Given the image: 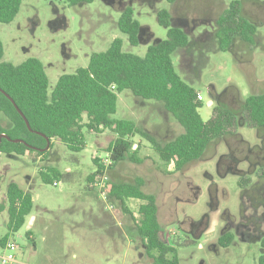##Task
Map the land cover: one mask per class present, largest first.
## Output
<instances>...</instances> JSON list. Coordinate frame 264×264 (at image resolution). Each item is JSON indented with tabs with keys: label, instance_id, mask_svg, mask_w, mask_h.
Segmentation results:
<instances>
[{
	"label": "rangeland",
	"instance_id": "rangeland-1",
	"mask_svg": "<svg viewBox=\"0 0 264 264\" xmlns=\"http://www.w3.org/2000/svg\"><path fill=\"white\" fill-rule=\"evenodd\" d=\"M232 1L178 0L170 5L165 0H93L71 6L68 0H22L13 21L0 23L1 62L18 65L28 58L38 59L47 75L50 95L60 76L86 68L90 56L104 52L115 38L124 41L123 51L143 57L148 46L166 39L167 29L157 22L159 10H168L174 25L192 40L205 41L212 39L215 21ZM243 5V15L256 23L263 5ZM126 7L132 8L134 19L144 28L136 47L129 46L117 28ZM256 37L259 44L250 60L244 51L235 56L230 50L207 48L202 49L201 58L194 51L182 49L172 55L176 72L202 97L198 113L204 122L212 118L216 106L211 91L219 95L234 87L242 100L264 93V18L260 19ZM111 118L133 121L140 132L157 143L183 132L160 103L139 99L128 90L118 94L117 111ZM245 119V125L234 129L251 146L259 144L247 115ZM82 133L84 147L78 152L54 141L44 157L0 155V202L6 204L7 186L14 182L30 191L33 203L24 225L15 233L7 230L6 211L0 213V239L9 234L8 240L15 245L12 249L0 246V264L2 259L8 260L7 264H152L120 205L108 200L106 194L102 196L100 189L87 181L96 169L92 159L106 164L107 147L116 134L110 130L94 133L87 128ZM131 141L140 162H123L107 173V179L143 181V190L156 198L162 239L174 247L179 264H257L259 245L242 236L245 231H253L244 227L240 215V178L231 173L222 176L218 170L219 157L227 153L224 143L217 146L210 160L193 162L182 172H175L173 164L160 160L146 137L139 133ZM47 167L63 176L55 179V187L42 181L41 172ZM238 168L246 170L247 163ZM261 172L249 176L251 183ZM139 204L134 199L125 202L134 216ZM261 212L264 210L257 215ZM225 214L231 218L226 219ZM252 214L247 204L246 215ZM224 229L235 235L226 248L217 244Z\"/></svg>",
	"mask_w": 264,
	"mask_h": 264
},
{
	"label": "trees",
	"instance_id": "trees-1",
	"mask_svg": "<svg viewBox=\"0 0 264 264\" xmlns=\"http://www.w3.org/2000/svg\"><path fill=\"white\" fill-rule=\"evenodd\" d=\"M21 1L0 0L1 24L13 21ZM165 1L174 5L178 0ZM92 2L93 0H68L71 6ZM248 2H255L258 7L263 5L256 23L243 15V4ZM156 16L158 24L167 29V36L148 46L143 57L123 51L124 41L115 38L104 52L90 56L86 68H78L72 74L60 76L50 95L42 63L36 58H28L18 65L1 62L3 46L0 41V135L8 137L0 141V155L17 157L36 154L44 157L49 155L54 141L78 152L84 147V128L94 133L110 130L116 134V139L107 147L111 163L106 168V173L114 171L125 161L140 162L136 150L132 151L131 141L139 133L150 141L164 164H173L175 172H182L193 162L210 160L216 155L217 146L224 143L227 153L219 157L218 170L222 176L231 173L240 178V215L244 227L253 231L251 234L248 231L241 234L250 243L259 245L257 264H264V212L257 215L259 210H264V93L250 95L242 100L234 87H228L219 95L211 91L216 106L212 118L204 122L198 113L202 101L197 100V92L176 72L172 60V55L178 49L194 51L201 58L202 49L205 48L211 51L230 50L235 56L244 51L249 57L247 60H250L253 48L259 44L256 32L260 19L264 18V1H232L215 21L212 39L205 41L192 40L188 33L174 25L168 10L161 9ZM117 28L126 36L129 46L136 47L141 43L144 28L134 19L131 7H126L121 12ZM125 90L139 99L160 103L165 112L182 127L183 132L170 140L157 143L146 133L140 132L133 121L112 119L117 111L118 94ZM4 93L21 111L31 131ZM245 115L250 127L255 129L259 144L251 146L234 129L242 123L245 125ZM47 141L48 150L41 151L46 147ZM92 161L96 169L88 176L87 181L94 187L103 175L105 165L97 158ZM243 162L247 163L246 170L238 168ZM258 170L262 171L261 175L255 183H251L249 176L256 174ZM61 177L62 174L53 167H47L41 172L45 183L52 184L56 178ZM143 185L141 179L133 182L107 179L104 190L107 199L116 201L129 217L152 264H179L174 247L162 239L156 198L146 193ZM131 199L140 201L137 216L125 206V202ZM247 204L253 210L250 216L246 215ZM32 207L30 191L21 189L14 182L9 183L6 204L0 202V213L6 211L8 216L7 230L17 232L24 225ZM228 218L231 216L227 215L226 219ZM225 229L217 240V244L223 248L229 247L235 238L231 231ZM8 236L6 234L0 239V246L6 244Z\"/></svg>",
	"mask_w": 264,
	"mask_h": 264
},
{
	"label": "built area",
	"instance_id": "built-area-1",
	"mask_svg": "<svg viewBox=\"0 0 264 264\" xmlns=\"http://www.w3.org/2000/svg\"><path fill=\"white\" fill-rule=\"evenodd\" d=\"M114 88V87H112ZM197 100L199 101H202V97L200 94H197ZM110 160L108 159V155H107V159H106V164H105V170L103 172V175L99 177V180L94 184V187H97L100 189V193L102 196H105L106 192L104 190V184H105V181L107 180V173H106V168L110 165ZM52 185L55 187L58 185V183L56 181H54L52 183ZM4 247L6 248H15V245L12 241L10 240H7L6 244L4 245ZM8 260L6 259H2L1 260V263L2 264H7Z\"/></svg>",
	"mask_w": 264,
	"mask_h": 264
},
{
	"label": "water",
	"instance_id": "water-1",
	"mask_svg": "<svg viewBox=\"0 0 264 264\" xmlns=\"http://www.w3.org/2000/svg\"><path fill=\"white\" fill-rule=\"evenodd\" d=\"M140 33H141V30H140ZM0 91H1V90H0ZM2 93H3V92H2ZM4 95L6 96V98H8V99L10 100V102L13 104V106L15 107V109L17 110V112H18V113L20 114V116L24 119V122H25V124H26L28 130L31 131V128H30V126H29L27 120L25 119V117L23 116V114L21 113V111L16 107L15 103L13 102V100H12L7 94L4 93ZM37 134L40 135V136H43V135L40 134V133H37ZM43 137H44V136H43ZM2 138L8 139L7 136H5V135H0V141H1ZM46 140H47V139H46ZM14 142H21V141H20V140H14ZM48 147H49V142L47 141V145H46V147H45L43 150H41V151H46V150H48Z\"/></svg>",
	"mask_w": 264,
	"mask_h": 264
},
{
	"label": "crops",
	"instance_id": "crops-1",
	"mask_svg": "<svg viewBox=\"0 0 264 264\" xmlns=\"http://www.w3.org/2000/svg\"><path fill=\"white\" fill-rule=\"evenodd\" d=\"M197 94H199V93H197ZM107 216H108V219H109V217H110V214H108ZM110 218H111V217H110ZM112 218H113V217H112Z\"/></svg>",
	"mask_w": 264,
	"mask_h": 264
}]
</instances>
